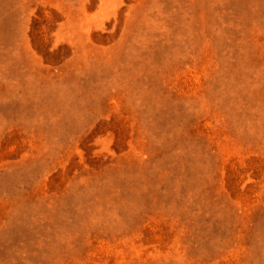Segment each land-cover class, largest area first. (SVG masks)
I'll use <instances>...</instances> for the list:
<instances>
[{"label":"rangeland","instance_id":"rangeland-1","mask_svg":"<svg viewBox=\"0 0 264 264\" xmlns=\"http://www.w3.org/2000/svg\"><path fill=\"white\" fill-rule=\"evenodd\" d=\"M0 264H264V0H0Z\"/></svg>","mask_w":264,"mask_h":264}]
</instances>
